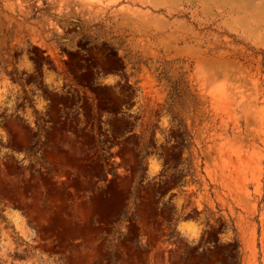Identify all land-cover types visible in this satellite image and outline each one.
Instances as JSON below:
<instances>
[{"label":"rangeland","instance_id":"1","mask_svg":"<svg viewBox=\"0 0 264 264\" xmlns=\"http://www.w3.org/2000/svg\"><path fill=\"white\" fill-rule=\"evenodd\" d=\"M235 239L264 264V0H0V264Z\"/></svg>","mask_w":264,"mask_h":264},{"label":"trees","instance_id":"2","mask_svg":"<svg viewBox=\"0 0 264 264\" xmlns=\"http://www.w3.org/2000/svg\"><path fill=\"white\" fill-rule=\"evenodd\" d=\"M180 124H181V126H184L183 136H184L185 140H187L188 139L189 132H188V130L185 127L184 124H182V123H180ZM143 158H144V156H143ZM139 169L142 170V167L140 166ZM176 229H177V227H175V226L172 228V231L170 232V237L171 238L172 237H176ZM233 246H234L235 255L238 257L237 258V264H241V253H240L241 244H240V242H239L238 239H235Z\"/></svg>","mask_w":264,"mask_h":264}]
</instances>
